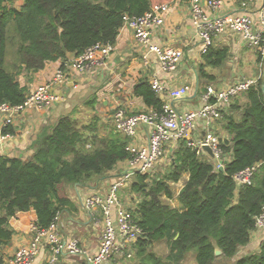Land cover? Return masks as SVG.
<instances>
[{
	"label": "trees",
	"instance_id": "16d2710c",
	"mask_svg": "<svg viewBox=\"0 0 264 264\" xmlns=\"http://www.w3.org/2000/svg\"><path fill=\"white\" fill-rule=\"evenodd\" d=\"M0 0V105L25 102L28 88L51 62L70 61L97 44L115 45L124 17H142L163 0ZM190 2V0H187ZM230 48L214 45L197 67L198 90L219 79L231 59ZM259 62V59H258ZM264 68L256 86L233 98L230 111L218 123L228 134L222 149L230 158L217 168L207 154L185 142L175 146L168 170L153 177L137 174L128 192L139 198L134 219L143 235L132 245L129 264H264V240L258 252L236 256L251 242L256 217L264 210ZM133 95L148 110L162 112L163 101L149 82L135 84ZM90 112H95L92 102ZM76 109L45 127L33 143L28 160L0 157V264L15 231L10 222L34 210L35 225L48 229L64 211L77 208L65 187H91L108 179L109 172L130 158L128 138L97 114L83 121ZM11 126L4 134L13 133ZM220 132V133H219ZM223 134H222V133ZM261 164L252 184L238 186L236 174ZM189 175L178 195L174 186ZM177 200L174 207L171 201ZM165 243L166 256L154 248ZM220 249L221 254L216 255ZM132 257L134 260H132ZM116 260H121L117 258ZM109 264H112L109 263Z\"/></svg>",
	"mask_w": 264,
	"mask_h": 264
},
{
	"label": "built area",
	"instance_id": "2783aa9c",
	"mask_svg": "<svg viewBox=\"0 0 264 264\" xmlns=\"http://www.w3.org/2000/svg\"><path fill=\"white\" fill-rule=\"evenodd\" d=\"M238 2L242 9L229 11L226 0H190L191 15L200 42V55L203 57L219 39L236 36L246 48L256 53L260 74L256 78H230L219 86L210 84L201 95L202 106L197 110L184 109L178 105L192 93L191 84L167 88L155 74L148 82L163 101L162 112L147 110L129 113L120 107L106 118L117 132L128 138L126 150L130 158L116 166L109 186L100 185L101 188L93 191L83 203L86 210L93 212V223L101 230L98 251L90 254L81 246L78 238L66 235L60 226V214L48 229L33 224L30 241L17 251L9 264H33L44 249L49 250V264H59L64 255L81 256L85 264H109L117 258L129 257L132 245L144 232L133 214L139 203L138 197L124 204L121 193L131 187L137 174L153 177L164 172L174 161L175 146L182 142L199 154H207L204 146H209L217 159V162L213 160L215 166L224 167L230 156L223 151L222 145L228 139L218 134L216 125L230 111L233 98L257 85L264 68V0H236ZM169 9V4H164L142 17L125 16L123 27L128 26L132 30L141 49L156 56L161 70L175 73L185 57L183 48L159 46L154 42L165 24V14ZM114 51L112 44L94 45L61 66L50 81L29 91L23 104H1V138L14 137L13 133L4 134V129L14 126L17 116L33 111L49 116L46 114L65 101L63 90L69 86L77 87L73 76L90 77L108 69ZM145 64L149 65L150 62L146 60ZM260 166L256 164L236 174L237 185L252 184L253 176ZM255 239L264 240V210L256 217L251 241Z\"/></svg>",
	"mask_w": 264,
	"mask_h": 264
},
{
	"label": "crops",
	"instance_id": "0c3cea01",
	"mask_svg": "<svg viewBox=\"0 0 264 264\" xmlns=\"http://www.w3.org/2000/svg\"><path fill=\"white\" fill-rule=\"evenodd\" d=\"M163 1L169 4L170 9L165 14V24L157 37H155L154 42L159 46L183 48L185 57L177 72L166 73L161 70L156 56L141 49L134 39L132 30L128 26H125L121 29L114 45L115 51L110 59L109 68L90 77L73 76V81L77 87L73 88L69 86L63 90L65 101L58 105L51 113L46 114L49 116L37 113L36 111L17 116L14 119L15 125L11 126L14 130V137L2 139L0 136V157L8 156L23 160L30 159L34 153L33 143L42 130L53 124L62 114L76 109L72 100H85V105H81L82 111H85L84 118L88 120L97 114L106 126H112L106 118L116 108H125L129 113L147 111L148 109H146L143 101L133 95V88L136 83L142 80L149 81L155 74L162 79L167 88L185 83L191 84L193 87L192 93L178 105L188 110L199 109L202 106V93L198 90L197 67L202 63L203 57L200 55V42L197 38L189 2L187 0ZM226 2L228 4L227 10L229 11L242 9L241 4L239 2L236 3V0H226ZM17 4H20V6H16ZM23 4V0H18L14 6L20 9ZM216 45L229 47L231 59L221 72H217L220 73L219 79L211 84L219 86L230 78H248L252 76L253 70L259 69L256 53L246 48L240 38L233 36L224 40L219 39ZM146 60L150 62L149 65L145 64ZM60 67L61 61L51 62L44 70L36 73L32 82H29L24 77L20 78V82L22 85L27 86L28 91H31L37 86L50 81ZM91 102L95 112H90L91 106L88 104ZM86 108L89 110L87 111ZM79 115L81 116L82 113ZM216 130L217 132L220 131L218 123ZM221 137L225 139L230 138L228 134H223ZM169 168L170 166L166 170ZM114 175V170L109 172L108 179L102 181L99 185L91 187L69 185L64 188L65 194L73 202L77 211L73 213L68 211L62 212L60 226L66 235L78 238L81 246L90 254H95L98 251L101 230L95 227L93 212L86 210L83 203L93 191L101 188L100 185L105 184L109 186ZM184 177H186L184 181L186 182L189 175H185ZM183 186H180L179 192ZM175 193L178 195L176 191ZM175 200L172 202H175ZM94 215L98 216V213L94 212ZM36 219L37 215L35 211L31 210L20 213L11 220L10 225L15 234L11 244L3 251L6 264H9V261L15 256L17 251L30 241L31 226L36 223ZM261 241L255 239L248 246L241 248L238 253L240 257L236 256L235 260L258 252ZM49 255V250L44 249L34 260L33 264H49ZM83 260L84 258L81 256L64 255L59 264H85ZM114 261L118 263L120 260Z\"/></svg>",
	"mask_w": 264,
	"mask_h": 264
},
{
	"label": "rangeland",
	"instance_id": "374dc122",
	"mask_svg": "<svg viewBox=\"0 0 264 264\" xmlns=\"http://www.w3.org/2000/svg\"><path fill=\"white\" fill-rule=\"evenodd\" d=\"M16 6H20V4H17ZM17 8V7H16ZM216 45V44H215ZM259 75V69H256V70H253L252 72V76L251 77H248V78H256L257 76ZM75 104V106L79 109V110H83V108H81V105H85L86 101L85 100H72ZM86 110L88 111L89 109L86 108ZM78 112V111H77ZM78 115H79V112H78ZM84 115V116H83ZM85 117V111H83L82 115H81V119L83 121H85L86 119L84 118ZM220 133V132H219ZM210 160L213 162V160L210 158ZM215 164V162H213ZM185 178L186 177H183V179L181 180V182L179 184H176V186H174V191H176L177 193L179 192L178 190L180 189V186L181 185H184V181H185ZM129 188L124 190L122 193H121V199L122 201L124 202V204H129L131 203L132 201L135 200V196L134 195H131L129 192H128ZM137 197V196H136ZM139 199V198H137ZM170 204L173 206H178V203L176 204V200L175 202H170ZM154 250L159 254V255H162V256H166L168 254V247L166 246L165 243H162V244H158ZM129 253H132L131 251ZM128 253V254H129ZM237 256L240 257V255L238 254ZM133 258V257H132ZM122 260H120L118 263H115V261L112 263V264H129L128 263V259L126 257L124 258H121ZM195 261H194V256L191 254L187 261L184 263V264H194ZM217 264H221V261H219Z\"/></svg>",
	"mask_w": 264,
	"mask_h": 264
},
{
	"label": "water",
	"instance_id": "95a60500",
	"mask_svg": "<svg viewBox=\"0 0 264 264\" xmlns=\"http://www.w3.org/2000/svg\"><path fill=\"white\" fill-rule=\"evenodd\" d=\"M75 56H76L75 53H72V54L69 55L70 59H74ZM263 91H264V87H263ZM204 151L210 156V158H211L212 160H214L215 162H217L216 156H215L213 150H212L209 146H204ZM221 169H223V168H221ZM221 253H222V252H221L220 249H217V250H216V255H217V256L220 255ZM132 260H134V258H132Z\"/></svg>",
	"mask_w": 264,
	"mask_h": 264
}]
</instances>
